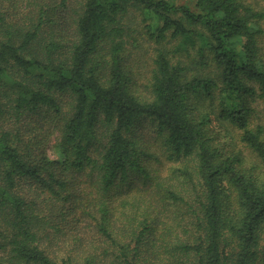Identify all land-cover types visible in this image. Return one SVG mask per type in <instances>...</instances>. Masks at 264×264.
I'll return each instance as SVG.
<instances>
[{
  "label": "trees",
  "instance_id": "1",
  "mask_svg": "<svg viewBox=\"0 0 264 264\" xmlns=\"http://www.w3.org/2000/svg\"><path fill=\"white\" fill-rule=\"evenodd\" d=\"M192 1L0 0V264H264V141L249 123V103H264V13ZM139 24L155 44L200 41L217 80L189 79L157 50L137 95L125 52ZM199 96L241 131L261 171L221 157L206 117L191 116ZM142 117L170 157L195 162V190L144 164L132 133ZM50 125L51 158L38 137Z\"/></svg>",
  "mask_w": 264,
  "mask_h": 264
},
{
  "label": "rangeland",
  "instance_id": "2",
  "mask_svg": "<svg viewBox=\"0 0 264 264\" xmlns=\"http://www.w3.org/2000/svg\"><path fill=\"white\" fill-rule=\"evenodd\" d=\"M177 6H188L194 9V1L192 0H168ZM244 3H249L252 9L264 13V0H244ZM264 28V17L260 21ZM143 24L136 26L134 37L136 38V45L127 46L125 52L126 66L130 70L134 78L135 90L137 95L147 96L146 85L149 82L151 71L153 68V60L156 56L157 50H164L169 55L173 64H180L184 68L187 78L191 79L193 76L210 78L217 80L219 70L215 64L206 59L203 64L200 61L198 49L201 46L200 41L195 45L184 46L180 43V39H167L162 44H155L152 41H146L143 37ZM264 59V35L259 39ZM191 116L195 120H200L206 117L205 124L206 137L211 140L212 146L220 151L222 158H236L239 159L240 165L235 164L236 170L255 169L256 172L262 170V164L258 156L241 140V131L238 130L232 123L218 118V107L215 102L210 101L205 96L193 98L190 102ZM251 107L250 112V127H260L262 130L261 139L264 141V103L260 100H255L249 103ZM132 133L139 139L140 148L146 153L144 164L152 170V173L161 178L172 177V182L183 183L187 189L195 190L197 179L194 174L195 162H191L186 158L175 159L170 157V153L162 143V138L157 135L154 123L145 117L137 120L133 127ZM44 134V136H43ZM56 130L53 125L47 127L45 133L38 131V137L44 138L47 155L51 158L53 153L51 145L56 137ZM42 135V136H40ZM151 155V157L147 156ZM174 173V175H171ZM187 173L191 177H186ZM186 174V175H187ZM79 181L85 182L83 178H78ZM78 179L75 180V185H79ZM80 182V183H81ZM138 179H134L130 187L132 191L138 186ZM226 189V183H220ZM81 186L86 189V183H81ZM76 188V186H75ZM127 190V189H124ZM115 191L108 195L115 198ZM67 246L71 244L67 242Z\"/></svg>",
  "mask_w": 264,
  "mask_h": 264
}]
</instances>
